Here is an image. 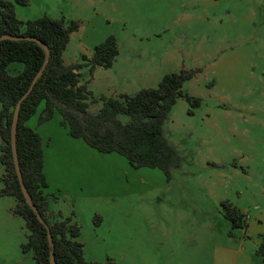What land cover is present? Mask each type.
Instances as JSON below:
<instances>
[{
	"label": "rangeland",
	"instance_id": "1",
	"mask_svg": "<svg viewBox=\"0 0 264 264\" xmlns=\"http://www.w3.org/2000/svg\"><path fill=\"white\" fill-rule=\"evenodd\" d=\"M14 9L24 22L47 15L78 23L62 54L65 64L116 38L118 55L109 68L78 70L95 97L131 95L157 87L166 73L200 69L182 86L200 105L177 98L163 124L182 158L169 177L71 137L57 111L39 123L43 102L26 122L42 137L47 213L79 226L85 260L261 264L256 250L264 237V0H28ZM22 68L12 62L7 70ZM88 102L90 112L102 105L100 99ZM224 200L244 211L246 229L231 228ZM15 203L0 196V264H36L22 250L27 229L13 211Z\"/></svg>",
	"mask_w": 264,
	"mask_h": 264
},
{
	"label": "trees",
	"instance_id": "2",
	"mask_svg": "<svg viewBox=\"0 0 264 264\" xmlns=\"http://www.w3.org/2000/svg\"><path fill=\"white\" fill-rule=\"evenodd\" d=\"M15 3L26 5L28 0H0V36L22 37L0 40V166L4 168L0 177V196H11L16 200L13 211L23 219L27 229L23 252H31L36 264H49L51 247L47 229L25 202L15 171L10 138L14 107L45 61L44 48L32 39L36 38L47 45L49 56L41 76L20 104L16 129L19 168L33 203L49 226L56 264H97L84 258L83 244L78 240L79 226L70 217L56 219L48 215L42 137L26 122L43 102L39 123L49 120L57 111L71 137L82 139L98 152L117 153L134 168H158L169 177L173 169L180 167L182 158L164 136L163 124L177 98H184L191 106L200 105L199 97L182 89L183 83L200 69L166 73L157 87L141 88L131 95L95 97L86 84L81 83L78 70L88 67L92 72L96 67L109 68L118 55L116 38L109 36L94 46L90 57L83 54L82 61L65 64L62 54L71 33L78 29V23L73 20L67 23L64 17L54 19L47 15L24 22L15 14ZM12 62L22 63L23 68L9 73L7 67ZM97 99L102 101L101 107L90 112L88 101ZM120 115H126L127 120L123 121ZM221 207L232 229L246 228V214L236 204L224 200ZM256 254L264 264V237Z\"/></svg>",
	"mask_w": 264,
	"mask_h": 264
},
{
	"label": "water",
	"instance_id": "3",
	"mask_svg": "<svg viewBox=\"0 0 264 264\" xmlns=\"http://www.w3.org/2000/svg\"><path fill=\"white\" fill-rule=\"evenodd\" d=\"M22 37H18V36H13V35H7V34H3L0 36V40L2 39H21ZM27 38V37H24ZM33 40H36L45 50V61L42 64V67L39 69V71L34 75L30 86L28 87V89L26 90V92L22 95V97L17 101L14 110H13V114H12V121H11V128H10V138H11V150H12V156H13V162H14V166H15V171H16V175L25 199V202L33 209V211L35 212L37 218L44 224V226L47 229V237H48V241L50 244V255H49V264H56L54 255H53V241H52V236H51V232L49 229L48 224L43 220V218L41 217V215L38 212L37 207L35 206V204L33 203V200L23 182L22 179V175H21V171L19 168V164H18V157H17V150H16V129H17V122H18V116H19V109H20V104L21 101L25 98V96L30 92V90L32 89L34 83L36 82V80L41 76L42 71L44 69V66L48 60V56H49V49L47 47V45L43 42H41L40 40L36 39V38H32Z\"/></svg>",
	"mask_w": 264,
	"mask_h": 264
},
{
	"label": "crops",
	"instance_id": "4",
	"mask_svg": "<svg viewBox=\"0 0 264 264\" xmlns=\"http://www.w3.org/2000/svg\"><path fill=\"white\" fill-rule=\"evenodd\" d=\"M66 64H70V63H66ZM45 194V193H44ZM240 210L244 213V211L240 208ZM258 216H259V213H258ZM264 219V218H263ZM246 222H247V224H246V228L248 227V221H247V216H246ZM245 228V229H246Z\"/></svg>",
	"mask_w": 264,
	"mask_h": 264
}]
</instances>
